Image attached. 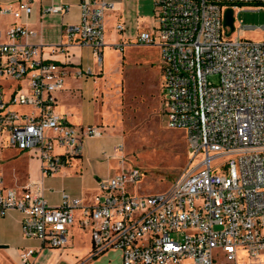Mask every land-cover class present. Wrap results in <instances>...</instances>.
<instances>
[{
    "label": "built area",
    "instance_id": "2783aa9c",
    "mask_svg": "<svg viewBox=\"0 0 264 264\" xmlns=\"http://www.w3.org/2000/svg\"><path fill=\"white\" fill-rule=\"evenodd\" d=\"M239 4L260 8L264 0H155V24L139 34L140 43L158 42L161 48L166 120L186 131L189 160L170 188L133 192L143 174L133 166L101 179L92 205L63 191L61 203L53 206L41 182L18 191L3 186L0 176V216L19 209L23 234L51 247H64L77 221L90 233L89 258L116 248L122 264H238L241 254L262 261L264 40L243 32L264 25L236 24L235 18L228 35L224 11ZM80 7V22L67 25L65 34L70 43L91 47L101 60L104 17L114 4L81 0ZM69 8L61 1L44 10ZM33 10L30 0L0 5V14L16 19ZM124 27L117 24L118 30ZM35 34L19 22L0 31V136L12 147L33 152L43 173L51 175L82 153L86 138L100 137L105 129L75 125L57 110L68 70L47 59L42 44L23 40ZM90 73V68L78 71ZM34 253L23 250L22 264H34Z\"/></svg>",
    "mask_w": 264,
    "mask_h": 264
},
{
    "label": "crops",
    "instance_id": "0c3cea01",
    "mask_svg": "<svg viewBox=\"0 0 264 264\" xmlns=\"http://www.w3.org/2000/svg\"><path fill=\"white\" fill-rule=\"evenodd\" d=\"M18 1L21 0H0V5ZM30 1L34 10L29 16L16 19L12 15L0 14V31L5 32L14 22L34 29L36 34L23 40L42 44L45 57L68 70L65 87L57 93V110L65 113L75 125H101L105 132L100 137L86 138L82 153L51 175L43 173L41 161L33 152L12 147L5 136H0L3 186L20 191L30 183L41 182L44 195L53 206L61 203L63 191L81 198L85 205H92L99 192V181L121 170L115 156L123 130L112 90L115 80L104 69V49L114 46L124 50L129 45L140 44V32L155 24V0H108L114 8L108 10L104 17L105 45L101 60L91 47L70 43L65 34L67 25L80 22L81 0ZM61 1L70 3L67 12L44 10ZM118 23L124 24V29L118 30ZM56 45L60 48L55 50ZM87 68L91 69L90 74L78 75L79 70ZM76 216L79 217V211ZM22 219V211L16 208L0 216V264H22L21 253L27 248L35 249L31 257L34 264H122V251L116 248L89 258L93 247L90 233L80 228L77 221L68 231L67 244L51 247L38 238L26 237ZM81 234L88 236L85 246L78 243Z\"/></svg>",
    "mask_w": 264,
    "mask_h": 264
},
{
    "label": "rangeland",
    "instance_id": "374dc122",
    "mask_svg": "<svg viewBox=\"0 0 264 264\" xmlns=\"http://www.w3.org/2000/svg\"><path fill=\"white\" fill-rule=\"evenodd\" d=\"M258 6L239 4L233 7L236 24L263 26L264 5ZM243 34L256 41L264 40V29L258 27H247ZM104 69L115 80L112 90L123 130L121 145L115 156L120 171L133 166L143 171L133 192L167 190L184 171L189 160V147L186 131L170 127L166 120L164 69L158 42L129 45L124 50L106 47ZM211 79L216 81L217 77ZM19 110L30 111V108L21 106ZM87 237V234L79 236L80 246L87 245ZM224 260V256L219 257V262ZM238 264H264V258L258 261L241 254Z\"/></svg>",
    "mask_w": 264,
    "mask_h": 264
},
{
    "label": "water",
    "instance_id": "95a60500",
    "mask_svg": "<svg viewBox=\"0 0 264 264\" xmlns=\"http://www.w3.org/2000/svg\"><path fill=\"white\" fill-rule=\"evenodd\" d=\"M223 23L226 27L230 28V31L227 33L228 35L235 30V16H234V8L229 6L224 11Z\"/></svg>",
    "mask_w": 264,
    "mask_h": 264
},
{
    "label": "trees",
    "instance_id": "16d2710c",
    "mask_svg": "<svg viewBox=\"0 0 264 264\" xmlns=\"http://www.w3.org/2000/svg\"><path fill=\"white\" fill-rule=\"evenodd\" d=\"M232 5V4H231ZM240 5H243V4H240Z\"/></svg>",
    "mask_w": 264,
    "mask_h": 264
}]
</instances>
